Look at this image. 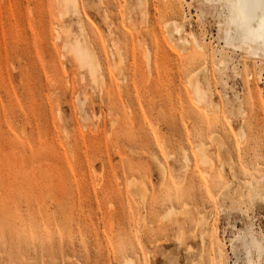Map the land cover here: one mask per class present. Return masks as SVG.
<instances>
[{
  "label": "rangeland",
  "instance_id": "obj_1",
  "mask_svg": "<svg viewBox=\"0 0 264 264\" xmlns=\"http://www.w3.org/2000/svg\"><path fill=\"white\" fill-rule=\"evenodd\" d=\"M77 1L0 0V264H264V43L232 0Z\"/></svg>",
  "mask_w": 264,
  "mask_h": 264
},
{
  "label": "bare ground",
  "instance_id": "obj_2",
  "mask_svg": "<svg viewBox=\"0 0 264 264\" xmlns=\"http://www.w3.org/2000/svg\"><path fill=\"white\" fill-rule=\"evenodd\" d=\"M61 2H62V5L64 7V10H77V6H78L77 0H61ZM145 5H147V3ZM232 10L234 11L235 16L237 17L238 21L240 22V24L243 28L245 38L255 42L258 45V48L261 47L263 43H261V40H260V33H261L262 28H264V0H232ZM170 24L172 25V27L174 26L173 27L174 30L176 29V31H179L177 22L175 20L170 22ZM194 40H195L196 46L198 48H201L200 44L196 41V38H194ZM65 44L68 45V48H70L71 51L75 54L79 63L82 66H86L88 71L91 73L92 77L95 79L96 74L99 73V71L101 70V63L99 61V58H98L95 50H93L91 48V46H89L86 42L82 41L78 37H75L73 42L69 43L67 41ZM236 46H240V45H236ZM250 49H249V52H252L253 48L251 46H250ZM120 59H118V61ZM118 61H117V63L115 61L116 67L119 65ZM198 72H199V69L195 72H192V74L193 73H195V74H193V75L191 74L192 79L188 80L189 84L191 85V87L194 91V94H195L196 98L198 99V101H204V102L209 104L210 103L209 97H208V93H209L208 91L209 90L203 88L200 85V81L196 75ZM200 147H203V146L199 145V147H197V149H200ZM202 150L203 149H200L199 152L201 151L203 153ZM202 157L205 158V155L203 154ZM162 165L163 164H160V166L163 168ZM253 177H252V180H254V178H255V177L254 178ZM258 180H259V178H258ZM247 181L248 180H246V182ZM249 181H250V179H249ZM260 181H261V179H260ZM259 183L260 182H258V181L250 182V184L247 183L249 185L248 191L250 194H252V195H259L260 194V190H259L260 185H258ZM132 185L135 186V183L132 182ZM224 190L226 193L229 191L227 186L225 187ZM226 193L222 194V192H219L218 196L225 197ZM258 198L259 197H257V199ZM204 218L205 217H203L199 220L197 219L198 220L197 221L198 228L204 227L203 224H206L207 221H205ZM195 232L196 231L194 230V234H196ZM202 234L203 233L200 234L199 240H200L201 244L203 245L204 239L202 237ZM253 242H254V244H253L254 248H256V250H255L256 254L258 256V254H259L258 248L260 246V243L255 239H253ZM185 248L188 250L189 247L186 245ZM246 252L251 253V250L247 249ZM247 264H257V261L248 257V263Z\"/></svg>",
  "mask_w": 264,
  "mask_h": 264
},
{
  "label": "snow or ice",
  "instance_id": "obj_3",
  "mask_svg": "<svg viewBox=\"0 0 264 264\" xmlns=\"http://www.w3.org/2000/svg\"><path fill=\"white\" fill-rule=\"evenodd\" d=\"M260 40H261V43H264V28H262L261 33H260Z\"/></svg>",
  "mask_w": 264,
  "mask_h": 264
}]
</instances>
